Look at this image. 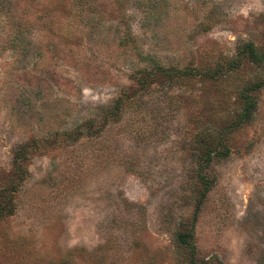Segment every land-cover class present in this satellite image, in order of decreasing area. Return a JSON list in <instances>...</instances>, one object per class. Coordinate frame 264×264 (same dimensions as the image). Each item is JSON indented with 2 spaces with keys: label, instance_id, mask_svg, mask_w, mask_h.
<instances>
[{
  "label": "rangeland",
  "instance_id": "1",
  "mask_svg": "<svg viewBox=\"0 0 264 264\" xmlns=\"http://www.w3.org/2000/svg\"><path fill=\"white\" fill-rule=\"evenodd\" d=\"M0 264H264V0H0Z\"/></svg>",
  "mask_w": 264,
  "mask_h": 264
},
{
  "label": "trees",
  "instance_id": "2",
  "mask_svg": "<svg viewBox=\"0 0 264 264\" xmlns=\"http://www.w3.org/2000/svg\"><path fill=\"white\" fill-rule=\"evenodd\" d=\"M259 87V86H256V88ZM255 89V88H253ZM247 98H249L247 96ZM255 106L256 105V101L254 99H247L246 103H245V107H244V114H248L250 112H252L254 109H255ZM191 233L188 234V235H185L182 237V239H180V243L184 246H187L189 244V241L192 240V237H191Z\"/></svg>",
  "mask_w": 264,
  "mask_h": 264
}]
</instances>
